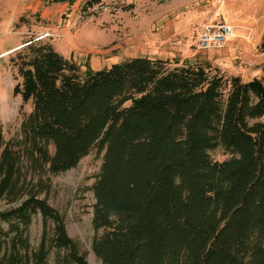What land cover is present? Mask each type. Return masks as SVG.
<instances>
[{
  "label": "trees",
  "instance_id": "trees-1",
  "mask_svg": "<svg viewBox=\"0 0 264 264\" xmlns=\"http://www.w3.org/2000/svg\"><path fill=\"white\" fill-rule=\"evenodd\" d=\"M9 63L12 95L30 110L14 138L0 128V199L19 197L23 170L55 176L95 151L91 251L101 264H264V65L244 80L208 63L134 57L81 74L36 38ZM214 149L227 158L211 160ZM37 193L0 212L14 233L0 264H46L52 250L54 264H86ZM36 214L31 249L23 235Z\"/></svg>",
  "mask_w": 264,
  "mask_h": 264
},
{
  "label": "rangeland",
  "instance_id": "rangeland-1",
  "mask_svg": "<svg viewBox=\"0 0 264 264\" xmlns=\"http://www.w3.org/2000/svg\"><path fill=\"white\" fill-rule=\"evenodd\" d=\"M72 1L70 5L52 0H0V128L4 141L17 135L21 113L30 110L28 104L22 106L19 97L12 95L17 79L9 58L31 38L42 39L62 56L71 58L81 74L125 59L147 57L208 63L244 80L261 75L264 31L258 36L257 27H253L251 36L228 39L221 50L195 49L200 26L218 19L224 0H100L84 11L81 7L87 0ZM256 5L263 24L264 0H257ZM208 155L216 161L227 158L220 149ZM99 164L100 155L91 151L74 168L55 176L23 170L26 184L18 190L19 197L0 199V212L15 207L26 193L38 192V197L61 215L67 236L84 255L86 264H101L91 251L94 200L90 187ZM13 234L8 224L0 221L2 247H10ZM40 235L41 221L36 214L31 216L23 237L35 249ZM58 255L52 250L46 264H54Z\"/></svg>",
  "mask_w": 264,
  "mask_h": 264
},
{
  "label": "crops",
  "instance_id": "crops-1",
  "mask_svg": "<svg viewBox=\"0 0 264 264\" xmlns=\"http://www.w3.org/2000/svg\"><path fill=\"white\" fill-rule=\"evenodd\" d=\"M256 3L257 0H224L220 4L219 9L222 8V13L215 21L232 27L233 35L228 39L251 36L254 33L253 27H257L258 36L263 34L264 23L261 22L262 16L258 13ZM247 30H250L249 34Z\"/></svg>",
  "mask_w": 264,
  "mask_h": 264
},
{
  "label": "built area",
  "instance_id": "built-area-1",
  "mask_svg": "<svg viewBox=\"0 0 264 264\" xmlns=\"http://www.w3.org/2000/svg\"><path fill=\"white\" fill-rule=\"evenodd\" d=\"M232 35V27L221 21L204 22L198 30L195 49L198 51L221 50Z\"/></svg>",
  "mask_w": 264,
  "mask_h": 264
}]
</instances>
